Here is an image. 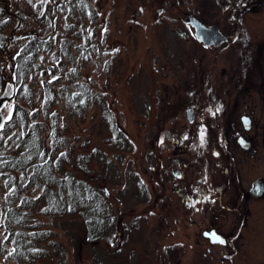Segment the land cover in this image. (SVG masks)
<instances>
[{"label": "rangeland", "instance_id": "obj_1", "mask_svg": "<svg viewBox=\"0 0 264 264\" xmlns=\"http://www.w3.org/2000/svg\"><path fill=\"white\" fill-rule=\"evenodd\" d=\"M0 1L2 8H6L11 16L5 29L7 51L0 52V63L4 65L2 72L9 73V54L14 58L30 40L50 39L52 48L49 55L45 51L39 53V71L35 70L32 78L25 81L16 101L9 98L11 92L5 99L0 96L1 112L6 115L12 108L11 103L22 105L27 115L28 130L31 125H43L31 136L35 139L42 136L48 152L52 151L53 142L49 132L53 126L57 127L65 144L55 158L68 153V159L64 157L61 161L59 178L77 172L78 178L86 179L80 168L89 171L87 178L93 189L89 196L93 195L92 199L97 201L91 210L93 213L89 212L90 218L100 214L107 219L104 220L102 236H96L98 233L91 222L85 219L86 211L56 217L31 212L32 221L26 223L27 232H49L37 241L39 247L47 250L46 257L37 258L33 264H138L139 256H146V260L142 258V264H150L153 261L151 257L164 246V241H178L167 235L164 240L162 236L160 195L164 181L161 170L162 164L167 166L173 159L171 141L179 137L185 140V97L180 92L187 80L185 75L178 77L175 73L181 72V63L186 68L192 57L190 43L175 36L173 28L162 25V21L172 23L168 17L176 15L173 11L189 10L190 5L178 7L180 0H100L101 5L99 0H88L90 6L83 12V17L69 16L67 22L68 19L54 9L48 11L50 18L43 14L41 20L43 9L37 11L32 6L36 0ZM259 5L247 17L251 42L243 65L247 68L254 57L253 52L261 50L259 65L252 64L255 69L260 68L254 81L258 84L264 79V0ZM137 6L143 7L146 11L143 14L154 13L147 21L149 27L135 23L139 19L136 14L142 13L137 11ZM205 8L204 5L197 6V11L206 14ZM161 11L166 14L157 15ZM14 14L22 17L21 24ZM131 15L137 20L129 19ZM12 33L23 37L15 36L12 40ZM60 44L70 47L68 56ZM53 53L57 60L63 59L62 63L54 60ZM212 55L207 51L201 53L204 57ZM233 57L236 56L231 48L220 55L219 61L228 63L219 70L239 68L237 57L230 62ZM55 81L53 91L57 94V103L46 115L40 99L45 94L46 84ZM83 84L88 85L95 103L89 102L82 116L73 117L67 112L64 88L73 95ZM254 94L256 121L253 131L260 135L264 130V91L254 88ZM247 99L242 100L238 116L248 110ZM173 121L178 131L172 135L169 130L172 125L169 124ZM17 125L8 135L0 134L2 157L18 156L22 152L13 145L15 140L12 136L23 134L24 130L20 120ZM169 166L172 169L174 163ZM254 167H258L257 164ZM175 172L182 173L183 170ZM0 182L2 198L5 195L2 183H7V178ZM36 195L28 194L31 198ZM90 231L95 236L89 241ZM121 240L124 241L123 251L119 249ZM158 241L161 242L159 245ZM158 258L157 263L152 264L163 262L160 256ZM178 262L174 259V263Z\"/></svg>", "mask_w": 264, "mask_h": 264}, {"label": "flooded vegetation", "instance_id": "obj_2", "mask_svg": "<svg viewBox=\"0 0 264 264\" xmlns=\"http://www.w3.org/2000/svg\"><path fill=\"white\" fill-rule=\"evenodd\" d=\"M260 3L261 0H180L178 7L189 4L190 9L173 11L176 15L168 17L172 23L159 19L162 25L173 28L175 36L190 43L192 57L186 68L180 64V75L175 73L178 77L185 75L187 80L180 92L185 97V140L179 137L171 141L173 159L169 165L173 162L175 168L161 163L162 236L164 240L167 235L178 241H164L150 264L157 263L158 256L161 264H264V130L260 135L253 131L254 88L264 91V79L254 83L255 75L260 73V68L252 65H259V46L248 67H243L251 42L247 17ZM202 5L206 14L197 11V6ZM137 7L142 12L136 14L139 19L132 15L129 19L149 27L147 21L154 13L143 14V7ZM165 14L157 12L159 16ZM14 16L21 24L22 17ZM190 17L205 27L215 26L221 36L214 42L198 41L187 24ZM154 19L157 20L155 16ZM15 36L23 37L12 33L10 38L15 40ZM230 48L238 58L239 68L219 70L228 63L219 61V57ZM0 50L7 51L5 47ZM203 51L213 55L201 56ZM0 68H4L1 63ZM5 80H10L7 74ZM177 81L181 84L180 78ZM9 94L8 89L2 99ZM245 97L248 110L238 116ZM4 122L0 109V125ZM169 126L173 135L177 124L173 121ZM181 169L182 173L175 172ZM119 243L123 251L124 241ZM142 258L146 260V256H139L138 264L144 262ZM174 259L179 262L174 263Z\"/></svg>", "mask_w": 264, "mask_h": 264}, {"label": "trees", "instance_id": "obj_3", "mask_svg": "<svg viewBox=\"0 0 264 264\" xmlns=\"http://www.w3.org/2000/svg\"><path fill=\"white\" fill-rule=\"evenodd\" d=\"M36 0L33 9L37 11L42 10V17L44 15L50 18L49 9L57 12L59 15H64L65 19L71 17H83L85 9L89 8L87 0ZM83 3V4H80ZM41 4V5H40ZM44 14V15H43ZM57 14V16H58ZM10 14L6 8H2L0 1V49L6 47L5 27L8 25ZM6 20V21H5ZM59 46L64 47L65 44ZM7 48H5L6 50ZM65 54L68 56L70 47H64ZM3 50H0L2 52ZM45 51V54H51V41L45 40H30L21 50L12 58L8 66V75L10 80H5L7 73L2 72L0 68V96L8 90L11 92L10 99L16 98L20 94V89L24 87L25 81L32 78L34 71H39L37 64L40 59L39 53ZM52 56L54 60L62 63ZM66 56V57H67ZM43 63L45 59L41 58ZM52 73L55 72L53 69ZM5 73V74H4ZM77 75V72H76ZM31 76V77H30ZM57 81L46 84L45 94H43L40 102H43L42 111L49 115L51 107L57 103V94L53 91V84ZM64 100L67 102V112L74 116H82L87 109L89 102L95 103V97L89 90L87 84H83L76 90L73 95L71 91L64 88ZM100 96V95H99ZM12 108L7 111L5 122L2 125L0 134L8 135L16 126V122L20 120L23 126V134L16 137L12 136L15 141L13 145L22 152L18 156L9 155L2 157L0 155V181L7 178V183L4 185L5 195L0 198V264H33L37 258H45L47 250L39 247L37 241L46 237L48 231H39L36 233L27 232V225L31 217V212H36L42 215L64 216L67 213H79V211H86L85 219L91 222V226L98 233L96 236H102L101 232L105 229L104 216L93 213L96 200L89 196L92 188L89 186L87 173L85 169L80 168L85 173L86 179L77 177V172L68 174V177L59 178L61 172V161L67 157L68 153L60 155L55 158L57 152L64 148L65 139H61V135L56 126H53L49 132L52 138V151L45 147L42 136L39 139L32 137V132L40 131L39 128L43 126L39 123L31 125L27 129V115L22 105L11 103ZM38 111H35L37 113ZM34 115V113H32ZM56 118V115H53ZM2 140V139H1ZM0 140V148L3 143ZM67 141V139H66ZM68 159V157H67ZM1 185V182H0ZM31 188L33 189L32 191ZM37 194L32 198L28 194ZM106 195L107 192L104 191ZM91 213L89 214V212ZM80 214V213H79ZM90 215V216H89ZM34 222V221H33ZM88 232V231H87ZM112 232L115 234V228L112 227ZM89 241L95 236V233L90 231ZM101 238V237H95Z\"/></svg>", "mask_w": 264, "mask_h": 264}, {"label": "water", "instance_id": "obj_4", "mask_svg": "<svg viewBox=\"0 0 264 264\" xmlns=\"http://www.w3.org/2000/svg\"><path fill=\"white\" fill-rule=\"evenodd\" d=\"M188 20L189 21L187 22V24L190 26V29L193 31V34L198 41L206 43V39L208 41L214 42V40L216 41L215 38H217V36L219 37L220 33L215 26L205 27L192 17L188 18ZM0 129H2V127H0Z\"/></svg>", "mask_w": 264, "mask_h": 264}, {"label": "snow or ice", "instance_id": "obj_5", "mask_svg": "<svg viewBox=\"0 0 264 264\" xmlns=\"http://www.w3.org/2000/svg\"><path fill=\"white\" fill-rule=\"evenodd\" d=\"M0 127H2V125H0ZM215 234H213V236H214ZM216 239H219L218 237H216ZM219 242L220 243H224V241L223 240H219Z\"/></svg>", "mask_w": 264, "mask_h": 264}]
</instances>
